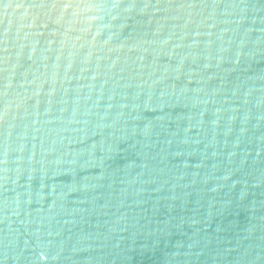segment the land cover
Returning <instances> with one entry per match:
<instances>
[{
  "label": "water",
  "instance_id": "95a60500",
  "mask_svg": "<svg viewBox=\"0 0 264 264\" xmlns=\"http://www.w3.org/2000/svg\"><path fill=\"white\" fill-rule=\"evenodd\" d=\"M0 264H264V0H0Z\"/></svg>",
  "mask_w": 264,
  "mask_h": 264
}]
</instances>
